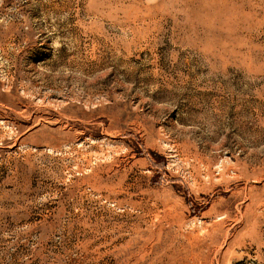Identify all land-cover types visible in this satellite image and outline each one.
Masks as SVG:
<instances>
[{
  "label": "rangeland",
  "instance_id": "374dc122",
  "mask_svg": "<svg viewBox=\"0 0 264 264\" xmlns=\"http://www.w3.org/2000/svg\"><path fill=\"white\" fill-rule=\"evenodd\" d=\"M0 264H264V0H0Z\"/></svg>",
  "mask_w": 264,
  "mask_h": 264
}]
</instances>
